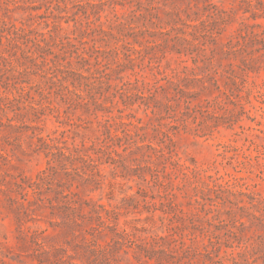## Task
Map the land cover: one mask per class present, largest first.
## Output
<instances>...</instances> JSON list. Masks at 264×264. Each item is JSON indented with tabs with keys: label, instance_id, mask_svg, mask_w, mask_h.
<instances>
[{
	"label": "rangeland",
	"instance_id": "rangeland-1",
	"mask_svg": "<svg viewBox=\"0 0 264 264\" xmlns=\"http://www.w3.org/2000/svg\"><path fill=\"white\" fill-rule=\"evenodd\" d=\"M195 1L146 0L140 4L136 0H123V5H115L114 11L109 10L107 5L100 6L103 10L99 11V20L91 23L88 21L96 17L93 11L100 9L92 5L99 4L100 0H0V18L4 17L17 26L32 23L42 30L43 23L37 22L57 19L61 26L57 31L60 39L70 35L74 13H78L76 17L83 24L90 23V28L94 29L101 23L106 30L130 33L129 26L140 27L144 22L149 23L150 13L160 17L158 25L161 30H167L173 24L166 11L179 12L187 23H198L207 18L203 23L210 27V16L216 7L226 21L217 39L205 32L197 33L202 59L211 55L212 42L215 41H230L235 49V56L222 61L220 74H214L226 93L213 87L191 100L185 115L188 128L180 129L172 137L171 157H158L161 152H153L146 145L140 150L134 147L125 156L130 167L115 168L108 164L98 167L103 177L101 188L89 191L87 187H71L82 199L119 211L117 228L124 238H118L121 242L115 246L116 264H234L229 248L222 246L218 250L212 244L219 239L225 241V228L217 220L198 217L200 206L193 202V194L201 187L215 185L216 189H230L244 201L248 198L243 193L264 198V0H199L197 4ZM57 4L62 11H58L59 8L56 10ZM84 8L89 13L88 17L83 13ZM186 13L190 15L186 17ZM125 18L131 22L129 26ZM166 21H170L169 24ZM178 25L181 26L180 23ZM91 33L86 38L89 43L82 47H88L92 39L99 37ZM138 40L147 47L153 45L147 38L138 36ZM113 43V39L107 44L99 40L96 45L109 48ZM153 51H156L154 56L160 53L158 47H154ZM90 54L89 62L92 64L95 53L90 51ZM104 55V61L111 66L116 64L118 57H114L112 52ZM151 56V53L142 50L133 63L134 69H142L150 76L148 65ZM174 58V54L167 53L162 60V63L167 60L170 63L165 70L168 74L170 67L177 65ZM250 60L256 62L254 69L246 67ZM130 71L127 69L124 74ZM25 77L28 79L24 83L27 89L19 90L23 97L18 102L13 100L8 108L2 104L4 101L0 102V264H36L31 252L37 245L31 241V234L37 235L36 240L50 251V259H45L43 264H95L89 249L94 244L95 247L105 245L110 241L111 234L107 231V234H99L94 240L87 235L86 241L77 238L72 241L73 245L66 243L70 237L57 223L64 219L62 217L69 218L70 215L62 206L65 205L64 199L50 190L64 180V174L58 168L50 175H44L43 171L48 167L46 149L41 140L33 136L28 125L38 124L43 129L39 134L43 139L51 141L57 137L53 141H58L60 145L65 141V145L72 148L81 139L89 145L92 137L101 135L99 121L103 112L98 111L99 117H95L82 105L65 104L51 89L41 95L42 87L49 84L47 80L35 72ZM112 81L115 82L114 78ZM16 91L13 89V93ZM9 96L12 93L9 92ZM106 96L115 104L111 107L112 114L118 113L120 108L125 109L123 113L137 108V103L129 106L131 108L125 107L123 99H127L126 95L111 88L102 94V97ZM38 101L46 106H39L37 111L31 109L29 105ZM52 106H58L59 113L52 110ZM135 117L140 118V125H145L144 129L137 131V144H141V137H144L143 143H150L149 139L158 146L157 139L161 134L153 127L157 121L151 120L150 123L142 108L136 109ZM175 118L181 121L179 115ZM126 119L123 117V120ZM171 119L164 116L159 119L165 125L163 130L168 128ZM153 134L156 138H152ZM156 177L161 182H155ZM37 180L40 182V201L29 187L30 182ZM140 189L147 191L145 197L140 195ZM163 192H167L176 205L177 215L173 219H170L173 213L163 214L161 211L167 209L159 204L158 194ZM209 195L213 197L214 192L210 191ZM240 204L249 206L247 202ZM228 205L225 210L229 209ZM84 208L88 210V206ZM191 218L197 220L195 223L200 221L199 226L192 225ZM215 227L220 229L215 230ZM167 233H173L174 238L168 237ZM154 236H165L163 242L166 244L161 247L168 249L170 260L157 263L153 259L136 258L135 244L150 241ZM99 257L104 260L102 254ZM103 264H106L105 261ZM241 264H264V257L258 254Z\"/></svg>",
	"mask_w": 264,
	"mask_h": 264
},
{
	"label": "trees",
	"instance_id": "trees-1",
	"mask_svg": "<svg viewBox=\"0 0 264 264\" xmlns=\"http://www.w3.org/2000/svg\"><path fill=\"white\" fill-rule=\"evenodd\" d=\"M59 1L64 2V0ZM136 1L141 4L146 0ZM203 1L208 2L209 0ZM198 2L199 0H196L195 4ZM117 4L123 5V0H100L99 4L92 5L100 8L93 11V16L96 17L88 22L94 23L99 20V11L103 10L100 6L107 5L109 10L114 11ZM57 5L56 10L59 8L58 11H62L60 4ZM83 13L86 17L89 16L86 8ZM76 14L78 13L72 14L73 29L70 35L61 39L57 35V31L61 29L57 19L52 21L45 19L42 22H37V24L43 23L42 30H38L32 23H22L17 26L4 17L0 18V102L4 101L2 104L6 108L13 100L18 102V99L23 97L19 90L27 89L24 83H27L28 79L25 76L35 72L49 83L46 87H42L41 95L50 92L49 89H51L62 98L65 104L82 105L95 117H99L98 111L103 112L102 119L99 121L102 128L101 135L92 137L89 145H86V141L81 139L78 144H74L70 148L65 145V141H62V145L58 141H53L57 137L50 138L52 142L43 139L42 136H39L43 129L38 124H29L28 128L31 129L33 136L41 140L46 149L48 167L43 171L44 175H50L58 168L64 174V180L50 190L64 199L65 205L62 206L65 212L70 215L69 218L62 217L64 219L57 223L70 237L66 243L73 245L72 241L77 238L80 241H86L87 235L92 236L94 240L99 234L108 231L111 234L110 241L99 247H95L94 244L89 252L92 253V260L95 264H103L104 261L106 264H116L114 263L116 260L115 246L121 242L118 238H124L122 231L117 228L119 211L106 208L103 204L91 200L82 199L77 191L71 189L72 185L77 188L87 187L89 191L101 188L103 177L99 173L98 167L103 164L115 168L130 167L126 163L125 156L134 147L140 150L143 145H146L153 152H161L158 157H171L172 137L180 129L188 128L185 115L191 100L201 92L211 90L213 87L226 93L214 74H220L219 67H222L220 66L222 61L235 56V49L230 41L226 43L215 41L212 42L214 46L211 49V55L203 59L200 57L197 33L205 32L217 39L226 23L220 10H217L216 7L212 10V16L209 15L212 19L210 27L204 26L203 22L207 18L198 23H187L180 17L179 12L166 11L165 14L173 21L167 30H161V26L158 25L161 22L160 17L150 13L149 23L144 22L140 27H130L131 22L125 18L129 30H132L131 33L129 31L106 30L101 23L97 24L94 29L90 28V23L83 24ZM189 15L186 13V17ZM195 15L198 17V11L195 12ZM154 17L156 20H153ZM169 22L166 21V24ZM88 32L96 33L99 37L92 39L93 42L88 47H82L81 45L89 43L86 39L89 36ZM138 36L147 38L153 45L150 47L143 45L138 40ZM110 39H113L114 43L109 48L106 45L103 47L96 45L99 40L107 44ZM154 47H158L160 52L157 56H154V52H156L153 51ZM142 50L152 54L148 65L150 76L146 75L142 69L136 70L133 67L135 59ZM90 51L95 53L93 55L95 61L92 64L89 62L92 56ZM108 51L112 52L114 57H118L114 66H111L108 61H104L106 58L104 53ZM167 53L174 54L175 62H177L175 67H170V74L165 72L169 68V61L162 63ZM73 58L76 60L73 61ZM200 62H202L201 65ZM246 64L247 69H254L253 66L256 62L250 60ZM127 69L131 71L125 75L124 71ZM196 69H200L199 72H195ZM130 76L134 78L131 79ZM110 88L126 95L127 99H123L125 107L137 103V108H142L150 123L151 120L157 121L153 127L158 134H161L157 139L158 146L153 145L152 140L149 139L150 143H143L144 137H141L142 143L137 144V131L145 127V125L139 124L140 118L135 117L137 108L129 109L130 111L127 113H123L125 109L120 108L118 113L112 114L111 107L115 104L108 96L102 97V94ZM13 89L17 90V93H13ZM9 92L12 93V96H9ZM182 104L183 108H181ZM42 105L44 103L38 101L35 105L32 103L29 106L37 111L38 107ZM51 109L59 113L58 106H52ZM176 115H179L181 121L175 118ZM163 116L172 118L170 125L165 130H163L165 125L159 121ZM123 117L127 119L123 120ZM31 121L35 120L31 119ZM156 134H153L152 138H156ZM134 174L139 176L138 173ZM155 182L161 181L156 177ZM29 187L35 198L39 201L42 200L38 197L41 194L39 180L30 182ZM214 187L215 185L201 187L193 194V202L200 206V216L198 215V217L210 219V221L217 220L226 230L225 241L219 239L212 243L213 246L218 250L222 246L229 248L234 264H241L258 254L264 257V198L243 193L248 198L244 201L238 199L235 192L230 189ZM210 191L214 192L213 197H210ZM167 194V192L158 194L159 204L167 207V209H161L163 214L173 213L170 217L173 219L177 215L176 205ZM140 195L145 197L147 191L140 189ZM240 202H247L249 206L240 204ZM227 203L230 204L228 205L229 209L225 210ZM85 206H88V210L84 208ZM242 218H246V220L243 221ZM195 221L197 220L191 218L190 222L194 226H199L200 221L197 223ZM211 224L213 225V223ZM216 229L220 228L215 227ZM246 232H250V234H246ZM167 236L174 238L173 233H167ZM30 237L31 241L36 242L37 245L33 247L31 257L36 260V264H43L45 259H50V251L42 242L36 240L37 235L31 234ZM164 237L154 236L150 241L137 242L135 244L136 258L153 259L157 263L170 260L171 254L168 249L161 247L166 244L163 242ZM90 241L91 239H89ZM100 254L103 256V261L99 257Z\"/></svg>",
	"mask_w": 264,
	"mask_h": 264
}]
</instances>
